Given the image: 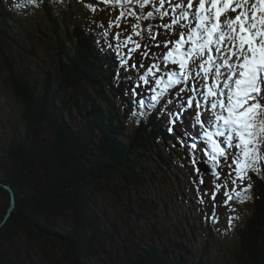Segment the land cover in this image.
Segmentation results:
<instances>
[{
  "label": "trees",
  "instance_id": "1",
  "mask_svg": "<svg viewBox=\"0 0 264 264\" xmlns=\"http://www.w3.org/2000/svg\"><path fill=\"white\" fill-rule=\"evenodd\" d=\"M81 1L0 0V39L12 49L0 66V95L10 89L17 114L0 108V130L9 125L0 136V180L17 200L0 226V264H37L23 237L58 245L63 264H264V170L248 174L249 204L227 223L218 207L224 195L198 180L204 175L194 178L195 165L179 154L202 159L205 145L165 122L172 93L150 101L136 66L103 32L105 13L84 12L111 2ZM135 2L127 7L141 14L140 36L155 49L169 14L158 0L159 11ZM24 30L43 34L47 67L29 62L39 54L21 41ZM227 174L221 169L226 187ZM0 192L1 222L9 194ZM58 219L71 224L62 229Z\"/></svg>",
  "mask_w": 264,
  "mask_h": 264
},
{
  "label": "snow or ice",
  "instance_id": "2",
  "mask_svg": "<svg viewBox=\"0 0 264 264\" xmlns=\"http://www.w3.org/2000/svg\"><path fill=\"white\" fill-rule=\"evenodd\" d=\"M115 2L123 6L124 3H132V0H115ZM149 2L150 0H142L139 2V7L143 8ZM164 2L165 0H161V6ZM193 7V0H188L187 9ZM229 13H235V15L230 16ZM132 14L135 15V13ZM120 15L123 16L124 13ZM193 15L195 27L188 31V38L185 39L184 34H181L180 39L175 42V47L163 56L165 67L169 62L179 67V72H166L169 83L165 91L182 81L186 83L191 79L190 65L197 59L202 61L196 75L198 77L200 71L205 73L203 101L211 105L214 122L219 129H222L217 132L218 136L224 138L221 143L233 148L232 155H235V150L239 149L243 157L236 160V178L242 180L244 179L242 172L248 168L259 170L256 164L264 160V155L260 154L259 148V145L264 143V104L261 103L264 99V0H208V2L199 0V6L195 7ZM152 16L153 13L149 12L143 19L148 20ZM188 18L189 12L182 11L179 17L172 18V24H178L180 20H188ZM119 19L118 16L117 27H119ZM136 27L133 25L134 29ZM151 27L149 25V28ZM164 27L170 28L171 25L165 24ZM150 37L155 40V36H151V33ZM117 39H119V33H117ZM128 41L131 42V37ZM135 47L139 48L140 45L136 44ZM154 55L157 54L154 53ZM205 56H207L206 60L203 59ZM153 68L160 70L159 65L153 64L148 69L149 74H153ZM208 73L213 75L209 76ZM141 79L144 80L145 77L141 76ZM210 79L211 84L208 83ZM145 82L147 83L146 80ZM156 83L160 84L161 81L158 79ZM191 91L197 92L195 84ZM151 99L156 102L160 97L153 95ZM195 100V95L190 97L187 107H193ZM143 102L141 99L140 103L143 104ZM200 106L199 102L195 103L196 109ZM184 107L182 104L181 108ZM208 122L213 123V121ZM205 134L208 135L209 140L212 139L210 134ZM212 143L214 154L211 159L215 165L218 163V156L227 157L229 153L225 148L216 145L215 141ZM213 175L219 178L215 172ZM216 187L220 186L216 185ZM225 196L228 200L232 198L228 192H225ZM213 199H215V193H213Z\"/></svg>",
  "mask_w": 264,
  "mask_h": 264
},
{
  "label": "rangeland",
  "instance_id": "3",
  "mask_svg": "<svg viewBox=\"0 0 264 264\" xmlns=\"http://www.w3.org/2000/svg\"><path fill=\"white\" fill-rule=\"evenodd\" d=\"M187 2L188 0H183V9L187 10L189 12V18L188 20H184V22H182L183 26H182V31L181 29H178L177 32H174L172 34H167L164 38H161V40H158V48L157 53L163 57L164 55H166L171 49H173L175 47V42L177 40L180 39L181 34H184L185 39H187V33L188 31L195 27V18H194V12H195V7L199 6V0H193L194 2V7L192 9H187ZM208 2V0L206 1ZM114 3L115 0H114ZM125 4V3H124ZM91 6V7H90ZM95 9L94 11L92 9ZM146 8H150V6H146ZM84 12L85 13H105V20H104V24L108 25V30L111 28V30H109L111 32V34L114 37V41L116 43V45H118L120 48L121 44H124L128 49H137V51H139V49H141L142 55H145L146 53V47H147V41H141V36L140 34L137 35L136 33H140V19H139V15L138 13H136L132 8L121 6L120 4H111L109 8H99L98 6H92V5H88L86 4L84 7ZM124 13L123 16H121L120 14ZM132 13H135V15H133ZM228 15L230 16H234L235 13H229ZM120 17L118 23H119V27L116 26L117 23V17ZM133 25H136L137 27L134 29ZM113 29H115V31H113ZM25 31L20 33V39L21 41H25L26 43H30L32 42L34 44V46L36 47V50L38 51L39 54V58H34L33 56H30L28 58L29 62L31 64L35 63V62H39V65L41 66L40 68L43 67H47V50H46V45L47 43L45 41L42 40V36L43 34L33 31L31 30V35L26 37L25 36ZM108 31V32H109ZM117 33H119V39H117ZM162 35V34H161ZM163 36V35H162ZM131 37V42L128 41V38ZM139 44L140 47L136 48L135 45ZM164 44V45H163ZM167 45V46H165ZM185 47H188V45H185ZM9 46L7 44V42L3 41L0 39V66H2L3 64V56L4 54L9 50L8 49ZM10 53H12V49L10 48V50L8 51ZM124 55H126L125 53H123ZM146 57V56H145ZM204 60L207 59V56H205L203 58ZM149 61L148 58H145L143 63L141 64V70L142 73H145L146 71L148 72L149 69V63L147 62ZM202 61L200 59H197L195 64H191V68H192V78L189 79L186 83L185 82H181L179 83V88L180 91H178V93H176V103L181 106L182 104L185 106L184 108H188V112H187V116H186V121L188 122L187 124L191 127L192 130H196V128H201V127H205L210 126L208 121H213L214 122V116L212 114L211 111V105L210 104H205L203 101V85L205 84L204 81V75L205 73L203 71H200L199 76L197 77L196 73L199 70V65ZM4 66V65H3ZM146 66V67H145ZM207 67V65H206ZM2 71H6L5 68H2ZM168 71H176L179 72V67L178 65H173L170 62L167 64V66L164 68L163 72L160 73H156V75L154 74V70L152 69V73L150 74V76H153V83L155 82L154 86L152 84V82L149 84L148 86V90L147 93L149 95V97H152L154 94H160V92L163 91V89L166 86V82L168 83V76L166 75V72ZM209 76H212L213 73H208ZM160 80L161 83L157 84L156 81ZM209 84L212 83L211 79L208 81ZM195 84L197 92L193 93L191 91V89L193 88V85ZM222 86V85H221ZM156 90V92H153ZM181 89H184V91H181ZM3 91L6 94L0 95V102L3 101L1 104L2 106H0V108L2 107V109L4 110H8V113L11 115L10 118H14L15 116H17L16 114V103L13 99L10 100V94H8L10 92V89L8 90V88H4L3 87ZM193 95L196 96V100L193 103V107L189 108L187 107V101L190 97H192ZM264 99L261 100V102H263ZM199 102L200 103V108L196 109L195 108V103ZM183 108V109H184ZM179 110V109H178ZM183 111V110H182ZM217 111H219V109H217ZM197 117H199V121H197ZM5 116L0 114V120L4 119ZM208 123V124H207ZM8 129L7 131L5 130H0V136H5L8 133L9 130V125L6 126ZM191 135H194L191 133ZM212 140V139H211ZM214 147V146H213ZM231 164V163H229ZM202 174V173H201ZM206 174V173H205ZM188 175V174H187ZM241 175L244 176L245 180H238L236 178V176H230L228 178V180L230 181L228 186L226 187V185L223 183L225 180L221 178V176H219V178L217 179L216 175H204V177H200L198 178V180L204 179V181H206V185L207 186V180L208 183L213 187V191H215L217 194L221 193L223 194V198L219 200V205L218 206L221 209L222 214L224 215L227 223H231L233 221L234 218H236V214L240 213L244 210V206L245 204H249L248 200H247V196L245 198V200H243L244 198V194L243 193H247L250 194L251 193V187L250 184L247 183V179H248V174L247 173H241ZM189 176V175H188ZM194 178H196L194 176ZM216 185H219L220 187L217 188ZM204 185H201V188L205 187ZM236 189L235 193L234 190ZM221 191V192H220ZM225 192H228L229 195L232 197L230 200H228V197L225 196ZM232 192V194H231ZM237 193L239 195H237ZM102 197H104L103 195H101ZM105 196L107 197V199H111L110 197H112L111 195H109V192H105ZM110 196V197H109ZM236 197L238 199H236ZM105 199V198H103ZM215 199L217 200V196H215ZM6 197L4 194H2L0 192V205H2V202H5ZM228 200V203L225 204V201ZM115 205V204H114ZM117 205V204H116ZM115 205V206H116ZM118 207H114L116 208V210L118 209L119 211H121V206L117 205ZM113 208V209H114ZM123 210V209H122ZM141 214H144V212L142 210H140ZM71 224L70 221L68 220H61L59 221V219L56 221V226L60 227V228H65V227H69ZM20 246L22 247V249H24L26 252L30 253L31 256L36 260L37 264H63V263H57L59 261V256H60V249L59 246L47 241H43V240H27L25 237L22 238V241L20 242ZM215 253H218V250L215 249ZM222 253H224L222 251ZM47 257L49 259H47ZM61 261V259H60Z\"/></svg>",
  "mask_w": 264,
  "mask_h": 264
},
{
  "label": "water",
  "instance_id": "4",
  "mask_svg": "<svg viewBox=\"0 0 264 264\" xmlns=\"http://www.w3.org/2000/svg\"><path fill=\"white\" fill-rule=\"evenodd\" d=\"M200 168H202L204 171H210V172H214L213 170L209 169V168H206L205 166L203 165H199ZM0 185L7 190L8 194H9V204H8V207L6 209V212L4 214V217L2 219V221L0 222V226L3 225L7 220L8 218L12 215L13 211L15 210L16 208V194L14 192V190L12 189V187L9 185V184H6V183H2L0 182Z\"/></svg>",
  "mask_w": 264,
  "mask_h": 264
},
{
  "label": "bare ground",
  "instance_id": "5",
  "mask_svg": "<svg viewBox=\"0 0 264 264\" xmlns=\"http://www.w3.org/2000/svg\"><path fill=\"white\" fill-rule=\"evenodd\" d=\"M193 133H195V132H193ZM204 141V140H203ZM17 202V201H16Z\"/></svg>",
  "mask_w": 264,
  "mask_h": 264
}]
</instances>
